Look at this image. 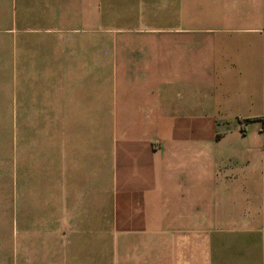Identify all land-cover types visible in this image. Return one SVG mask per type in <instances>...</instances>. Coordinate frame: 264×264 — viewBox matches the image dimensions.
<instances>
[{"label": "crops", "instance_id": "1", "mask_svg": "<svg viewBox=\"0 0 264 264\" xmlns=\"http://www.w3.org/2000/svg\"><path fill=\"white\" fill-rule=\"evenodd\" d=\"M0 122V264H264V0H0Z\"/></svg>", "mask_w": 264, "mask_h": 264}, {"label": "rangeland", "instance_id": "2", "mask_svg": "<svg viewBox=\"0 0 264 264\" xmlns=\"http://www.w3.org/2000/svg\"><path fill=\"white\" fill-rule=\"evenodd\" d=\"M6 129L11 130L10 146L5 145L4 134ZM17 135L18 128L16 129V123L0 122V245L12 243L13 249L16 248V253H18L17 248L22 227L20 218V192L21 187L24 189L23 183L26 178L24 171H22L21 175L19 168ZM9 149L11 150V158L8 156ZM33 168L34 170H29L27 177L31 181L30 185L35 186L33 190L35 196H31L34 202H36L40 191L38 188L43 178L42 169L39 166ZM12 264H18V254H15Z\"/></svg>", "mask_w": 264, "mask_h": 264}]
</instances>
